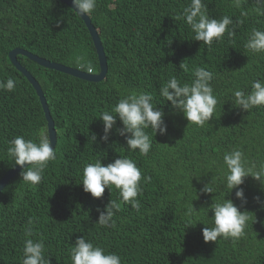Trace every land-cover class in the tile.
Returning <instances> with one entry per match:
<instances>
[{"label":"trees","instance_id":"trees-1","mask_svg":"<svg viewBox=\"0 0 264 264\" xmlns=\"http://www.w3.org/2000/svg\"><path fill=\"white\" fill-rule=\"evenodd\" d=\"M189 3L97 0L89 18L107 60L100 81L77 78L17 55L46 98L57 137L56 159L49 162L39 184L24 182L21 170L1 190L0 264H22L25 239H43L50 264H72L70 250L79 236L119 254L122 264H264V187L246 177L239 186L245 204L235 196L236 189L227 193L223 182V154L233 148L244 152L249 167L264 163V106L247 111L231 101L234 89L249 91L252 80L264 77V53L245 48L252 29L264 30V3L240 0L237 7L236 0H204L209 16L227 15L235 25L229 26L232 36L226 31L211 48L192 39L184 20L176 19ZM15 47L88 72L76 63L75 58L82 56L92 72L99 70L89 31L70 6L59 0H0V81L11 77L16 82L13 91L0 89V178L16 165L8 142L18 135L36 139L41 129H47L35 89L9 59ZM196 67L213 72L211 83L218 97L216 117L204 127L189 123L159 96L160 85L170 76L190 83ZM133 92H150L165 112L167 132H157L147 156L128 152L125 136L115 130L123 127L118 118L108 142L100 140V113ZM120 154L136 159L142 174L152 179L137 197L139 211L122 203L114 217L116 227H102L97 208L103 210L110 199H118V190L106 188L102 197H92L80 183L82 171L87 163L100 158L107 165ZM211 179L216 193L201 192ZM224 195L249 212L245 235L205 242L202 229L213 226L209 206ZM30 217L38 222L33 236L26 237ZM190 221L197 223L187 226Z\"/></svg>","mask_w":264,"mask_h":264},{"label":"clouds","instance_id":"clouds-1","mask_svg":"<svg viewBox=\"0 0 264 264\" xmlns=\"http://www.w3.org/2000/svg\"><path fill=\"white\" fill-rule=\"evenodd\" d=\"M260 2L264 3V0ZM73 4L78 15L90 16L96 8L97 0H73ZM236 6H240V0H236ZM176 19H183L193 34L192 39L202 41L209 48L214 42L221 41L226 31L229 36H232L233 29L229 26H235L233 19L227 15L219 19L209 16L204 0H190ZM235 23H242V21L237 20ZM245 48L252 53H264V30L252 29ZM75 59L81 68L92 70L90 62H87L84 57L77 56ZM180 68L184 71L188 70L186 64L181 63ZM193 77L188 83L181 82L175 75L170 76L160 85L159 96L163 99V103L170 102L174 111L183 113L189 123L204 127L214 116L216 117L218 97L211 83L214 74L204 67H196ZM15 87L16 82L11 77L6 81H0V89L13 91ZM231 101L234 106L247 111L264 106V77L252 80L249 91L234 89ZM157 103L159 102L154 100L150 92H133L120 98L110 110L100 113L99 118L103 122V135L100 136V140L108 142L109 133L113 130L118 118L123 127L115 130L120 136H125L128 152L138 151L140 156H147L152 149L153 137L157 132L161 135L167 132V125L164 122L165 112L162 107H157ZM96 138V134H92L91 140L95 141ZM8 143L9 156L22 168L20 173L22 180L32 185L39 184L49 162L56 159L48 130L41 129L36 139H25L23 135H18ZM223 164L226 166L223 176L224 186L230 190L227 193L236 189L235 196L242 203L246 204L247 199L243 188L239 186L244 183L246 177L250 175L253 179L260 181L264 187V163H261L259 167L247 166L244 152L239 148L225 152ZM151 179V176L142 174L136 159L131 158L130 155L120 154L107 165L103 164L100 158L94 163H87L83 167L80 183L83 185V190L91 193L95 198L102 197L106 188L110 192L113 188L118 190V199H110L103 210L97 208L100 212L98 224L102 227L115 228L114 217L121 211L122 203L131 205L133 209L139 211L141 201L137 197L143 194L142 185L150 183ZM200 191L206 194L216 193L214 180L211 179L209 183L204 184ZM225 195L222 200L213 201L209 206L213 212V226L202 229L205 242H217L219 238L238 240L245 235L247 222L250 219L249 212L241 211L233 200L226 199ZM255 200L260 203L259 196L255 197ZM261 207H264V203ZM209 208H207L208 211ZM193 210L194 207L189 208V216L192 215ZM37 222L35 218H29L25 228L26 237L33 236V229ZM196 223L190 221L187 226H194ZM22 253V264H50L44 254L43 239H25ZM70 259L72 264H122L119 254L107 252L105 248L94 245L84 236L77 237L74 247L70 250Z\"/></svg>","mask_w":264,"mask_h":264},{"label":"water","instance_id":"water-1","mask_svg":"<svg viewBox=\"0 0 264 264\" xmlns=\"http://www.w3.org/2000/svg\"><path fill=\"white\" fill-rule=\"evenodd\" d=\"M61 2H64L66 5L70 6L73 10L75 8V5L73 4V0H59ZM75 11V10H74ZM80 16V15H79ZM81 19L84 21L85 26L87 27L89 34L92 38L94 47L96 49L97 57H98V63H99V70L98 72H86L78 68H73L71 66H66L62 63L55 62L48 60L46 58L40 57L36 54H33L23 48L15 47L11 49L8 53L9 59L11 63L15 66L17 70H19L26 78L27 80L31 83L33 88L35 89L40 103L42 105L44 115L47 121V130L50 136V141H51V146L54 148L56 144V131L54 128V122L52 119V116L50 114L46 98L44 96V93L42 91V88L39 84V82L36 80V78L18 61L17 55L18 54H23L27 56L29 59L35 61L41 66H44L46 68H51L58 70L60 72H64L67 74H70L72 76H75L77 78H81L87 81H100L104 78L106 72H107V60L105 57L104 49L102 46V43L100 41L98 32L94 25L91 23V20L89 16L87 15H82L80 16ZM27 165H25L26 167ZM22 168L20 165H15L13 168L7 170L3 176L0 178V192L3 189V187L6 185V183L19 171H21Z\"/></svg>","mask_w":264,"mask_h":264},{"label":"built area","instance_id":"built-area-1","mask_svg":"<svg viewBox=\"0 0 264 264\" xmlns=\"http://www.w3.org/2000/svg\"><path fill=\"white\" fill-rule=\"evenodd\" d=\"M88 72H92V71H89V70H88Z\"/></svg>","mask_w":264,"mask_h":264}]
</instances>
